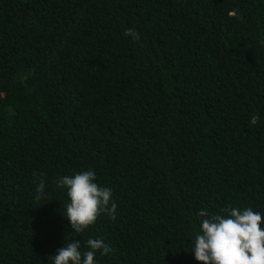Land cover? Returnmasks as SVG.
<instances>
[{
  "label": "trees",
  "instance_id": "1",
  "mask_svg": "<svg viewBox=\"0 0 264 264\" xmlns=\"http://www.w3.org/2000/svg\"><path fill=\"white\" fill-rule=\"evenodd\" d=\"M88 169L117 214L76 234L57 179ZM232 207L264 217V0H0V264H203Z\"/></svg>",
  "mask_w": 264,
  "mask_h": 264
},
{
  "label": "clouds",
  "instance_id": "2",
  "mask_svg": "<svg viewBox=\"0 0 264 264\" xmlns=\"http://www.w3.org/2000/svg\"><path fill=\"white\" fill-rule=\"evenodd\" d=\"M125 36L138 40L133 28L124 30ZM96 173L82 170L57 179L59 187L66 190L68 202L63 216L67 218L73 232L80 234L97 217L106 214L115 219L117 204L112 189L98 185ZM198 230L190 238L191 253L203 264H264V217L251 207L228 210L227 215H209L201 209ZM86 251L81 250L80 240L71 239L49 256L51 264H98L94 259L110 254L112 248L102 238H89Z\"/></svg>",
  "mask_w": 264,
  "mask_h": 264
}]
</instances>
